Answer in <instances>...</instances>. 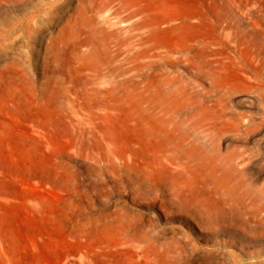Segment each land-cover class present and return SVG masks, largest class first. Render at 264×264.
<instances>
[{"label":"rangeland","instance_id":"obj_1","mask_svg":"<svg viewBox=\"0 0 264 264\" xmlns=\"http://www.w3.org/2000/svg\"><path fill=\"white\" fill-rule=\"evenodd\" d=\"M0 264H264V0H0Z\"/></svg>","mask_w":264,"mask_h":264}]
</instances>
